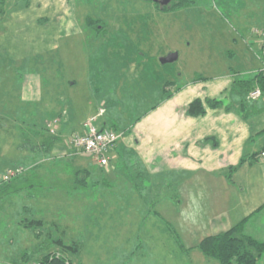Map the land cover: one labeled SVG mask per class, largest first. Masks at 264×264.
Instances as JSON below:
<instances>
[{
	"label": "rangeland",
	"instance_id": "obj_1",
	"mask_svg": "<svg viewBox=\"0 0 264 264\" xmlns=\"http://www.w3.org/2000/svg\"><path fill=\"white\" fill-rule=\"evenodd\" d=\"M31 1L7 0L0 8V36L5 34L12 45H0V264H22L26 252L34 261L44 247L60 254L51 242L58 237L79 248L71 256L73 264H179L176 239L159 232L162 218L153 220V226L150 219L131 221L128 217L140 212L123 202L118 205L117 194L123 191L116 190L113 182L91 184L101 173L99 167H92L89 185L75 186L79 166L90 158L87 154L71 158L67 145L63 157L61 152L56 158L43 156L47 159L38 174L25 172L11 184L3 182L2 176L9 169V159H21L13 147L20 132L22 138L33 126L28 123L39 124L52 116L55 104L49 99L57 84L61 105L68 109L73 125L84 129L97 113L98 103L106 100L108 111L95 125L105 122L108 128L128 133L162 98L164 80L183 85L195 76L208 80L228 71L243 78L254 76L260 67L255 30L264 28V0H193L170 11L161 10L152 0H50V5L41 0L35 9L40 11L38 18L47 19L43 26L52 27L50 18L60 13L63 4L75 25L72 34L62 33L52 47L40 43L44 27L28 22L23 14ZM88 16L101 19L102 27L89 28ZM6 19L7 27L2 29ZM172 52L178 58L161 63L160 58ZM53 59L58 70H52ZM131 64L138 65L133 73ZM33 79L40 83L43 108L35 113L19 103L17 92ZM52 194H57L58 205L49 198ZM34 218L44 219L45 225H24ZM135 229L140 230L141 244L131 249Z\"/></svg>",
	"mask_w": 264,
	"mask_h": 264
},
{
	"label": "crops",
	"instance_id": "obj_2",
	"mask_svg": "<svg viewBox=\"0 0 264 264\" xmlns=\"http://www.w3.org/2000/svg\"><path fill=\"white\" fill-rule=\"evenodd\" d=\"M40 1L33 0L30 5H25L23 14L28 22L40 23L44 27L41 45L56 46L55 41L62 33L64 35L66 32L64 37L72 34L74 22L68 19L67 9L62 2L60 13L50 18L53 19L52 27L43 26L47 19L38 18L40 11L35 9V4ZM44 2L51 4L50 0ZM20 20H16V23H20ZM4 22L2 29L7 27L8 20ZM55 22H60V25H54ZM0 37L3 48L12 46L9 41L6 42L5 34ZM15 48L17 51L20 49L19 46ZM231 54L228 52V55ZM258 57L260 59V45ZM59 67L53 59L52 70ZM137 67V64H131L130 73L135 72ZM260 68L261 60L260 67L251 78L239 77L228 71L208 80L195 76L183 85L170 78L162 81V98L133 123L128 133L120 132L122 136L116 147L108 153V165L101 166L90 156L79 166L89 174L87 185L95 166L100 168L101 173L97 172L99 176L91 184L113 182L116 190L123 191L117 194L116 198L120 200L118 205L122 206L123 202L134 212H140L139 216L128 217L131 221L138 219L143 223L150 219L153 226V220L160 221L162 218L163 225L159 232L167 239L171 236L176 239L174 244L179 247L181 255L179 264H219L206 257L197 245L204 237L227 231L246 217L245 233L264 242V160L258 158V153L264 149V97L256 101L247 98L244 116L240 106L242 95L237 87L238 80L252 79L255 87H262L255 79ZM33 81L29 86H18L17 92L21 94L18 96L19 103L23 107L28 105L27 109L35 113L36 109L43 108L40 83L35 79ZM56 87L52 88L49 99L51 105L55 104L52 116L39 124L23 123L28 127L33 126L22 138L20 132L13 146L15 154L22 160L9 159L7 168L22 165L29 175L40 172L42 160L50 158V155L43 158L40 148L42 127L45 126L46 131L52 134L47 127L50 121L58 119L54 134L61 137L51 152L55 158L59 157L55 155L58 152L62 153L60 157L67 155V151L63 150L67 145L68 150L71 148L67 140L63 141L64 137L68 136L69 139L73 132L83 131L72 124L68 109L61 105L60 89L56 91ZM197 98L204 102L206 114L189 115V104ZM207 99L222 102L219 106L209 107ZM99 103L106 106L107 101ZM98 127L108 126L104 122ZM27 137L30 143H26ZM70 154L71 158L72 155H79L72 148ZM241 159L244 161L229 178L228 168L239 164ZM31 195L36 200L35 194ZM49 198L56 200L53 204H59L57 194ZM158 205H162V210L154 209ZM138 207L143 210H136ZM139 231H132L134 240L130 244L131 249H138L141 244ZM161 243L165 245L166 241ZM256 264H264V256Z\"/></svg>",
	"mask_w": 264,
	"mask_h": 264
},
{
	"label": "trees",
	"instance_id": "obj_3",
	"mask_svg": "<svg viewBox=\"0 0 264 264\" xmlns=\"http://www.w3.org/2000/svg\"><path fill=\"white\" fill-rule=\"evenodd\" d=\"M6 1L7 0H0V8L5 5ZM152 1L158 8L164 11H170L172 9L187 6L193 2V0H171L168 5L162 7L157 1ZM86 22L88 27L91 29L94 28L99 30L102 27H99V23H102L101 19L88 16L86 18ZM198 79L206 78L199 77ZM255 79L264 90V77L260 73H257ZM253 81L254 79L237 81V87H239V92H241L242 95L240 106L244 116L246 115L245 111L247 110V95L252 89L255 88ZM221 102V100L216 99L206 100V104L209 107L219 106ZM187 113L193 116L206 114V107L202 99L197 98L193 100L189 104ZM46 130V127L43 126V141L40 148L42 156L48 157L51 154L55 144L61 140V137L59 135L49 134ZM26 139V143H30L29 138L27 137ZM243 161L244 160L241 159L239 164L230 166L228 168L227 176L229 178ZM88 175L89 174H86L83 170L79 169L77 173V179H75V186H86ZM11 182L12 179L9 181V183L11 184ZM247 219L248 217L227 231L204 237L197 247L206 257L216 260L219 262V264H256L264 256V242L245 233L244 227ZM24 225L26 227L29 225H34L37 228H42L45 225V221L42 218L26 219ZM37 235H39V233ZM51 242H54L56 246L55 248L61 250L60 254H53L54 251H47L45 250V247L40 248V255L38 256V259L36 258V260L34 259V261H30L31 257L28 252H26L22 255V264H73V259L71 256L77 254L79 251V248L75 245V243H66L61 237L53 238L51 239Z\"/></svg>",
	"mask_w": 264,
	"mask_h": 264
},
{
	"label": "built area",
	"instance_id": "obj_4",
	"mask_svg": "<svg viewBox=\"0 0 264 264\" xmlns=\"http://www.w3.org/2000/svg\"><path fill=\"white\" fill-rule=\"evenodd\" d=\"M255 32L260 39L261 68L259 69V73L264 77V28H257ZM262 97H264V90L259 86L252 89L247 95V98L250 101H256ZM105 112V104H101L97 113L85 122L83 131L73 132L70 135L68 142L76 154H87L88 156L93 157L101 166L108 165V153L116 147L122 136V133L116 130L108 127L99 128L95 125L94 121L103 116ZM57 122L58 119H55L47 124V127L52 134L56 132ZM258 158L264 160V149L258 153ZM25 171L26 168L22 165L16 166L15 168H9L2 176V180L3 182H8Z\"/></svg>",
	"mask_w": 264,
	"mask_h": 264
},
{
	"label": "water",
	"instance_id": "obj_5",
	"mask_svg": "<svg viewBox=\"0 0 264 264\" xmlns=\"http://www.w3.org/2000/svg\"><path fill=\"white\" fill-rule=\"evenodd\" d=\"M157 1L162 7L168 5L171 0H154ZM178 58L177 52L169 53L163 57L160 58L161 63H168L176 60Z\"/></svg>",
	"mask_w": 264,
	"mask_h": 264
}]
</instances>
